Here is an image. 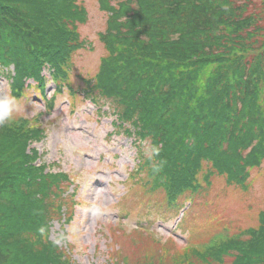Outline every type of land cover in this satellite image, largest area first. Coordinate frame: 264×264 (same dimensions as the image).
Wrapping results in <instances>:
<instances>
[{"label": "trees", "instance_id": "trees-1", "mask_svg": "<svg viewBox=\"0 0 264 264\" xmlns=\"http://www.w3.org/2000/svg\"><path fill=\"white\" fill-rule=\"evenodd\" d=\"M255 4L101 0L106 55L94 76L84 78L83 94L108 104L139 144L149 140L153 153L137 171L144 173L141 186L162 192L173 214L182 209L183 194L198 190L202 163L229 183H243L247 168L264 158V10ZM86 15L77 0H0V74L15 97L26 79L43 87L46 66L62 90L75 52L85 46L76 23ZM42 136L27 120L0 126V264H70L44 239L51 219L68 208L63 186L70 179L44 171L32 146ZM259 227L249 242L226 240L197 254L264 264V212Z\"/></svg>", "mask_w": 264, "mask_h": 264}, {"label": "rangeland", "instance_id": "rangeland-1", "mask_svg": "<svg viewBox=\"0 0 264 264\" xmlns=\"http://www.w3.org/2000/svg\"><path fill=\"white\" fill-rule=\"evenodd\" d=\"M262 1L254 0L255 10H264ZM77 3L87 14L84 22L76 23L85 46L75 52L60 92L47 79V69L41 74L43 87L26 79L18 97L0 74V99L12 97L18 105L9 121L27 120L30 127L41 129L42 140L32 146L45 162L44 171L69 175L70 185L63 186L68 208L51 219L44 239L70 264H236L229 255L221 260L199 255L222 241L249 242L250 231L260 228L264 158L247 168L243 183H229L202 163L196 173L198 190L182 195V209L175 214L162 192L145 191L140 182L144 173L137 171L153 153L149 140L139 144L117 124L108 104L102 101L101 106L83 94L84 78L94 76L106 55L99 34L106 29L107 14L101 0ZM205 70L197 77L199 87L206 80Z\"/></svg>", "mask_w": 264, "mask_h": 264}, {"label": "clouds", "instance_id": "clouds-1", "mask_svg": "<svg viewBox=\"0 0 264 264\" xmlns=\"http://www.w3.org/2000/svg\"><path fill=\"white\" fill-rule=\"evenodd\" d=\"M16 110H18V105L15 98L7 97L0 99V126L9 121Z\"/></svg>", "mask_w": 264, "mask_h": 264}]
</instances>
